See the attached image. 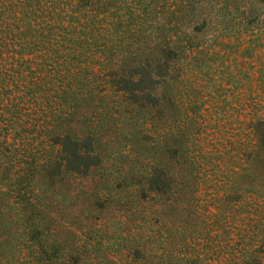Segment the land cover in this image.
<instances>
[{
	"label": "trees",
	"instance_id": "trees-1",
	"mask_svg": "<svg viewBox=\"0 0 264 264\" xmlns=\"http://www.w3.org/2000/svg\"><path fill=\"white\" fill-rule=\"evenodd\" d=\"M231 31L264 54V0H0V203H44L37 246L54 225L112 209L124 264H264V209H236L228 166L234 152L264 161V115L253 148L231 153L169 89L221 61Z\"/></svg>",
	"mask_w": 264,
	"mask_h": 264
},
{
	"label": "rangeland",
	"instance_id": "rangeland-1",
	"mask_svg": "<svg viewBox=\"0 0 264 264\" xmlns=\"http://www.w3.org/2000/svg\"><path fill=\"white\" fill-rule=\"evenodd\" d=\"M229 35L225 44L220 45L223 48L221 61L215 57L206 60V73L199 74V77L180 76L170 81L169 89L175 99L176 111L183 110L182 100L188 95L191 98L188 102L189 111H202L206 129L213 131L212 137H219L220 141L226 142V149L231 143L233 153L237 148H253L252 126L254 127V120L264 115V70L263 73L256 71L258 61L264 54L251 47L252 38L247 42L249 49L243 50L242 45L235 40L236 34L231 31ZM256 55L260 57L257 58ZM258 105H261L260 108ZM201 134L204 135V132ZM234 153L228 166L232 164L237 169V174L232 176L231 187H240L241 190L236 209L241 213L253 214L257 209L256 203L264 209V161H252L251 155L244 160V156ZM211 154L215 155L216 152L212 151ZM42 204L44 203H0V228L4 226L7 231L0 234V264H32L35 262L34 258L46 255L50 250H55V254L51 260H47L49 264H62L61 258L68 253L72 257H68L69 264H124L123 256L114 250L115 245L110 238L112 209L93 219L79 215L72 223L64 222L62 227L47 221L54 226L49 234L40 233L37 236L41 238V249L29 235L31 226L39 219L33 211ZM75 204L83 206L82 203H45L43 209L63 214L70 207L81 208ZM41 220L44 218L40 217L38 221ZM38 227L40 228V224ZM100 232L102 234L98 236ZM51 233L53 237H50ZM4 234L6 237L3 241Z\"/></svg>",
	"mask_w": 264,
	"mask_h": 264
}]
</instances>
